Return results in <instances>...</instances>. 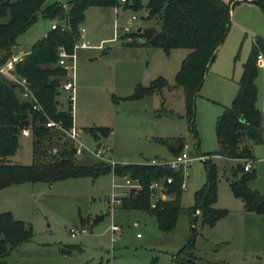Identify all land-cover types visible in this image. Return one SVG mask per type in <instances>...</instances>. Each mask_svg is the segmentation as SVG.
<instances>
[{
  "label": "rangeland",
  "instance_id": "1",
  "mask_svg": "<svg viewBox=\"0 0 264 264\" xmlns=\"http://www.w3.org/2000/svg\"><path fill=\"white\" fill-rule=\"evenodd\" d=\"M72 0H47L43 10L53 4L66 7ZM126 7L116 17L113 9L90 7L84 12L81 27L82 41L88 49L74 50L75 94L73 105L74 125L80 128L85 152L74 155L77 165L86 166L100 161L93 153L100 144L107 149L104 158L117 164H147L152 160L171 158L168 147L182 140L189 147L191 157L202 156L217 166L216 209L226 210L223 228L231 233L227 243L214 246L207 238V227L196 225L195 257L210 264H264V214L244 212L242 203L234 199L229 184L235 179L233 169L239 162L211 156L218 152L215 133L217 118L229 108L237 93L236 83L243 64L248 58L257 37L264 39V15L257 8L231 10L230 25L217 55L220 75L204 77L195 102V131L198 148L188 131L184 117V92L176 87V74L186 55L184 50L165 53L158 48L131 47L127 43L142 40L134 35L145 29H158L159 22L146 10L149 0ZM132 5V6H131ZM131 6V8H129ZM254 11V12H253ZM256 11V12H255ZM135 15L138 21L133 29L139 31L124 39L122 28L127 18ZM235 15V16H234ZM7 19H0L6 22ZM50 21L39 17L17 40L18 49L28 52L31 45L50 31ZM99 46V47H98ZM2 54H0V57ZM70 78V73H69ZM161 78L166 86L144 100L127 101L136 85L149 87ZM256 106L264 118V68L258 67ZM67 95L59 89L57 101L60 110L68 109ZM106 127L107 138L100 140L84 131L86 128ZM180 140V141H181ZM68 141V140H67ZM56 131L50 130L47 138L36 140L30 130L18 136L19 149L9 158L11 164H32L33 143L37 142L42 161L56 158L69 151L70 144ZM254 158L255 180L250 187L264 196V132L259 145L248 143ZM204 161L190 162L185 174L181 206L194 205L196 192L206 183ZM242 164V162L240 163ZM240 174H238V177ZM121 183L120 179L118 181ZM116 193L119 190H115ZM112 175L96 179L77 178L53 183L21 184L0 192V213L13 210V218L32 230L31 241L13 251L4 264H173V258L185 245L189 235L186 216L177 219L171 233L158 230L155 220L140 211H127L111 207ZM241 209V210H240ZM197 211L195 215H198ZM100 218L97 223L94 221ZM114 224L120 234L110 231ZM83 227L86 234L78 231ZM77 231L74 237L70 231ZM70 254H62L61 250ZM154 261V263H153Z\"/></svg>",
  "mask_w": 264,
  "mask_h": 264
},
{
  "label": "trees",
  "instance_id": "2",
  "mask_svg": "<svg viewBox=\"0 0 264 264\" xmlns=\"http://www.w3.org/2000/svg\"><path fill=\"white\" fill-rule=\"evenodd\" d=\"M47 0H0V65L10 57L17 46V38L26 32L39 17L50 21H58L55 29H50L45 37L34 42L28 55L15 66L18 76L25 77L43 107L47 118L60 122L64 129L72 125L69 110L58 108L57 96L61 83L67 78V72L58 66V52L64 49L67 53L74 52L79 41V29L83 22L84 12L90 7L113 9L118 0H72L66 7L53 4L43 10ZM240 0H149L146 10L158 22V29H145L134 36L141 39L142 44L132 40L128 46H143L145 48L162 49L165 53L173 50H184L180 69L176 74V87L184 92V117L188 122V131L196 141L195 102L200 92L205 74L223 44L231 19L232 8L244 2ZM140 3L139 0H132ZM264 12V0H251ZM131 5V6H132ZM126 7L128 4L125 5ZM129 6V8H131ZM123 38L131 37L123 35ZM264 59V39L257 37L247 60L242 66V73L237 81V93L229 108H225L217 118L215 133L218 142V152L211 155L225 160L239 162L232 171L235 179L229 184L231 194L241 201L245 212L257 215L264 214V196L252 189L250 184L255 180L253 167L244 171L246 162L253 164V155L248 143L259 145L263 141L264 118L256 108L258 73L257 57ZM166 86L159 78L149 87L136 86L131 96L125 100H139L154 92H161ZM44 123L46 119L31 110L28 102L20 99L16 85L0 75V191L21 184L45 183L53 184L59 181L77 178L96 179L106 174H114L118 178L129 177L137 181L141 189L131 194L122 202L121 209L140 211L153 217L158 230L171 233L177 219L186 216L189 221V235L185 245L174 256L173 264H210L208 261L195 257L196 225L212 227L226 214V210L214 207L217 200V173L214 162L204 161L206 183L196 192L194 205L190 208L181 206V185L184 180L182 171H173L167 167L148 164H116L112 168L108 163L95 161L89 165H77L74 161L73 145L69 151H62L56 158L42 161V153L37 142L33 143V162L28 166L11 164L19 149L18 136L23 129L31 127L36 140L47 138L50 129L37 122ZM98 140L106 138L108 128H90L87 130ZM61 136V135H60ZM181 139L168 149L177 155L183 148ZM242 162V164H240ZM238 174L240 176L238 177ZM171 178L172 184L165 187L169 199L156 209L150 208L149 186L151 183ZM198 215H195L196 212ZM99 217L94 224L99 221ZM32 230L23 222L13 218L10 212L0 213V264L19 246L31 241ZM62 254L71 251L61 250ZM154 263V261H153Z\"/></svg>",
  "mask_w": 264,
  "mask_h": 264
},
{
  "label": "built area",
  "instance_id": "3",
  "mask_svg": "<svg viewBox=\"0 0 264 264\" xmlns=\"http://www.w3.org/2000/svg\"><path fill=\"white\" fill-rule=\"evenodd\" d=\"M132 0H118L117 5L113 8V13L117 17L119 12L122 11V5L130 4ZM138 21V18L135 15L127 18L126 24L122 28V35H130L133 32L139 31V29H133L135 23ZM57 24H52L51 29H55ZM84 35V29L80 27L79 29V41L74 47L75 49H88L89 43L87 41H82ZM28 52L22 51H12L10 57L7 61L0 65V75L3 76L6 80L11 82L12 84L16 85L20 99L28 102L31 110L35 112L37 115L41 116L42 118L46 119L44 123L37 122L38 125H42L47 129L53 130L58 132L64 139L68 140L74 147L75 153L77 156H81L85 152V148L81 142V132L78 130L75 125L73 124V105H74V94H75V82H74V52L69 54L64 49H60L58 52V66L67 72V78L61 83L60 90L67 95V102H68V110L70 115L72 116V125L68 129H64L60 122H54L47 118V115L41 106L39 100L37 99L36 95L34 94L33 90L31 89V85L29 81L25 77L18 76L15 72V66L18 63H21ZM264 59L261 55L257 57V64H263ZM70 73V78H69ZM23 130H30L31 127L25 128ZM189 147L188 145H184L182 150L177 154L173 155L170 160H152L148 162V165L152 166H161L167 167L173 171H180L192 161H204L205 158L202 156L198 157H191L188 154ZM107 149L104 145L100 144L97 150L93 153V157L108 163L112 168L117 163L104 158ZM252 168L251 161L246 162L244 165V171L249 172ZM112 175V195H111V207L113 209L120 208L122 206V202L124 199H127L132 193L136 194L140 189L141 186L137 181H133L129 177L125 176L122 178L116 177L113 173ZM184 180L185 174L183 173ZM121 181L119 183L118 181ZM184 180L181 185V189L184 188ZM172 184L171 178H165L160 181H156L150 184L149 186V201H150V208L156 209L161 203L167 201L169 199L168 195L165 193V187ZM115 190H119L118 193ZM110 231L112 233V240L114 241L113 236L120 234V228L114 224L111 225ZM80 234H86V229L81 227L78 231ZM71 236L74 237L77 231L71 230Z\"/></svg>",
  "mask_w": 264,
  "mask_h": 264
},
{
  "label": "crops",
  "instance_id": "4",
  "mask_svg": "<svg viewBox=\"0 0 264 264\" xmlns=\"http://www.w3.org/2000/svg\"><path fill=\"white\" fill-rule=\"evenodd\" d=\"M223 1H225V2H228L229 0H223ZM240 1H243V0H240ZM242 7H244V8H257V9H255L257 12H258V14H261V15H264V12L258 7V6H256L255 4H253L252 2H251V0H245L244 2H240L239 4H237V5H235L233 8H232V10L233 9H235V8H242ZM255 11V12H256ZM254 12V11H253ZM235 16V15H234ZM82 28V27H81ZM84 29V28H83ZM84 33H85V30H84ZM43 37H45V36H43ZM99 47V46H98ZM221 47H222V45L219 47V49L217 50V52H216V56H215V59L213 60V62L210 64V66H209V68H208V70H207V72H206V74H205V76H206V80H207V78L208 77H210V75L212 76V75H214L212 72H213V68H216V70H215V75H220L221 74V70H220V67H219V62L216 60L217 59V55H218V52H219V50L221 49ZM14 49H18V46H16ZM15 51V50H14ZM213 67V68H212ZM258 67H263L264 68V63L263 64H258ZM241 72H242V69H241ZM220 73V74H219ZM241 75V74H240ZM240 77V76H239ZM239 80V79H238ZM74 82H75V79H74ZM236 83V87H237V82H235ZM136 86H140L139 84L138 85H136ZM135 86V87H136ZM135 87H134V89H135ZM133 92H134V90H133ZM133 94V93H132ZM131 94V95H132ZM153 94H156V92H154V93H152V94H150V95H147V96H144L143 98H141V99H139V100H133V101H136V102H139V101H142V100H144V98L145 97H149V96H151V95H153ZM130 95V96H131ZM124 100H125V98H123ZM127 101H129V100H127ZM131 102V101H130ZM256 108H257V106H256ZM73 124H74V119H73ZM77 128V127H76ZM100 128H106V127H100ZM78 130H80V128H77ZM88 129H90V128H86L84 131H86L88 134H90L87 130ZM109 129V128H108ZM263 129H264V122H263ZM110 130V129H109ZM81 132V131H80ZM32 133V132H31ZM33 135V134H32ZM91 135V134H90ZM108 137V136H107ZM106 137V138H107ZM95 140V139H94ZM98 140H100V138L98 139ZM194 142L196 143V141L194 140ZM185 145V144H184ZM197 148V147H196ZM169 150V149H168ZM169 154L171 155V157L173 156V154L169 151ZM214 157H216V159L217 158H220V157H217V156H214ZM171 159V158H170ZM253 162H254V159H253ZM121 164V163H120ZM122 164H126V163H122ZM252 167H254L253 166V164H252ZM5 190V189H4ZM3 191V190H2ZM2 191H0V192H2ZM234 199H236V198H234ZM236 200H238V199H236ZM240 201V200H239ZM116 209V208H115ZM242 209H243V207H242ZM241 210V209H240ZM243 211H244V209H243ZM11 213H13V215L15 216V212L13 211V210H11L10 211ZM245 212V211H244ZM2 213V212H1ZM224 222V220L223 219H221V220H219L214 226H212V227H208V226H205V227H207L208 228V231H205V234H206V236H207V238L209 239V241H210V243L212 244V245H214V246H220V245H222V244H225V243H227V237H231L230 235H231V233L230 232H232V231H226L227 229L226 228H223L222 226H223V223ZM233 234L234 233H236L235 232V230L232 232ZM216 262H218V263H221V264H228V262L227 261H225V260H223V259H221V258H216Z\"/></svg>",
  "mask_w": 264,
  "mask_h": 264
}]
</instances>
